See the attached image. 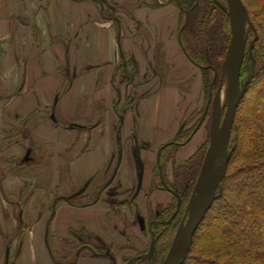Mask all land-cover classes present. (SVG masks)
<instances>
[{
	"label": "crops",
	"instance_id": "crops-1",
	"mask_svg": "<svg viewBox=\"0 0 264 264\" xmlns=\"http://www.w3.org/2000/svg\"><path fill=\"white\" fill-rule=\"evenodd\" d=\"M179 32L174 1L0 0V264L15 215L25 227L11 264H58L48 238L90 235L117 262L145 249L152 206L174 200L152 189L160 148L204 105Z\"/></svg>",
	"mask_w": 264,
	"mask_h": 264
},
{
	"label": "trees",
	"instance_id": "trees-1",
	"mask_svg": "<svg viewBox=\"0 0 264 264\" xmlns=\"http://www.w3.org/2000/svg\"><path fill=\"white\" fill-rule=\"evenodd\" d=\"M242 1L248 7L258 37L253 46V58L247 54L242 63L241 79L244 82L252 70L254 74L238 108L226 173L218 186L217 198L200 224L183 264H224L221 261L264 264V0ZM177 5L181 9L180 42L190 61L202 70L206 105L210 89L215 91L219 86V74L229 50L228 13L216 0H177ZM210 110L212 112V105ZM185 125L186 122L177 133L176 143L163 146L159 166L154 171L152 189L170 188L182 198L179 209L174 196L165 212L158 215L155 222H150L152 241L159 250L155 261L175 237L178 220L195 193L202 166L196 152L183 164L173 167V180H169L167 163L174 161L179 147L191 140L194 131L183 134ZM243 133L244 139H241ZM237 182L247 187H238ZM156 222L161 226L156 228ZM83 248L91 250V245ZM75 261L76 258L72 262ZM132 264H148V261L138 259Z\"/></svg>",
	"mask_w": 264,
	"mask_h": 264
},
{
	"label": "water",
	"instance_id": "water-1",
	"mask_svg": "<svg viewBox=\"0 0 264 264\" xmlns=\"http://www.w3.org/2000/svg\"><path fill=\"white\" fill-rule=\"evenodd\" d=\"M216 3L223 8L225 11H227L229 20H230V27H231V39H230V45L227 55V60L230 61V70H231V92L230 97L228 100V103L226 105V110L224 113V118L222 120L221 126L217 133H211L210 136V142L209 146L207 148L200 174L198 177L195 193L191 199L190 205L193 203V210L191 211V206H188V220L186 222V228L182 232L183 226L179 228L177 231L172 244L170 246V249L165 257V259L160 264H183L185 262V259L187 257L189 248L192 244L193 238L196 234V231L198 230L200 224L206 217L208 211L210 210L211 206L213 205L214 201L217 198V190L218 186L222 180V178L225 176L227 163L229 160V142L232 136V131L237 115L238 108L240 106V103L246 93V90L248 88V85L251 82L252 76L250 75L244 82L241 79V69H242V56H240V43L241 40H244L245 45V37L241 36L240 32V19L242 15V11L244 10L246 12L244 3L242 0H227V4H223L221 1L216 0ZM226 67V65H225ZM226 75V68L224 69V72L222 74L219 86L216 91V95H218L223 87V82L225 80ZM214 100V108L217 104L216 97L214 99V92L213 88L210 89L209 92V98L207 102V108L194 129L192 136L200 129L202 126L210 105L212 104ZM214 113V111H213ZM174 143V141L169 142ZM168 143V144H169ZM225 150V160L222 167L221 172L216 176L215 179L212 180L211 173L213 169L214 162L216 160V157L218 155L219 150L222 148ZM161 153V150L159 151ZM29 152H27L26 159H29ZM161 176H163V170L161 168ZM165 186H167V183L164 181ZM169 191H171L170 188H167ZM178 199V209L182 205V198L181 196L171 191ZM190 212V214H189ZM140 223L142 226H144V219L140 218ZM10 247H7L6 249V263L9 264V258H10ZM155 252V243L152 242L149 248V251L147 254L143 256H137L131 258L127 264H131L133 261L140 259L142 257L147 258L149 261L152 260Z\"/></svg>",
	"mask_w": 264,
	"mask_h": 264
},
{
	"label": "rangeland",
	"instance_id": "rangeland-1",
	"mask_svg": "<svg viewBox=\"0 0 264 264\" xmlns=\"http://www.w3.org/2000/svg\"><path fill=\"white\" fill-rule=\"evenodd\" d=\"M161 1L165 2L164 0H161ZM174 2L177 3V0H174ZM222 2H223V4H227V0H222ZM244 6H245V9H246V12H245V32H244L245 45H244L242 61H244V59H245L247 54L250 55L251 58H253V46L255 44V40L258 37V34L256 32V29H255V26H254L253 21H252V19L250 17L248 7L246 5H244ZM180 14H181V9H180ZM230 30H231V27H230ZM227 55H228V53H227ZM227 55H226V58L224 60L223 66H222V71L219 74L218 84H219V82L221 80V77H222V74L224 72V69L227 67V62H226ZM225 65H226V67H225ZM200 71H201V69H200ZM253 74H254V70H252L250 75H253ZM202 77H203V74H202ZM216 91L217 90L213 91L214 92V99L216 97V101L220 100V102L222 104L221 105L220 114H219L218 123L217 124L214 123V120L211 119V115H212L211 113H213V110H214V100H213V102L211 104L212 105V112H211V110L209 108L208 114H207L202 126L197 131V133L195 134V136L192 138V140L189 143H187L188 145L185 144V145H182V146L179 147V149L181 151L185 152L184 155H183L185 157V159L188 158L186 156H188L189 153H191V155H193L196 152H198L196 156H198L200 158V160H202V163H203L207 148L209 146L208 144L210 142L211 133L212 132L213 133H217L219 128H220V126H221L222 120L224 118V113H225V110H226V105L228 103V100H229V97H230V92H231V81H229V79L226 77V75H225V80L223 82V87H222L221 92L218 95H216ZM205 100L206 99L204 98V105H205ZM204 105H203V107H201V109H199L196 112L195 115L190 116L188 118V120H186V125L184 127L183 134L188 133L189 130H192V129L196 128L195 125L196 126L198 125V123L200 122V120H201V118H202V116H203V114H204V112H205V110L207 108V104L205 106ZM211 105H210V107H211ZM236 117H237V115H236ZM235 121H236V119H235ZM242 135H241V139H244V133ZM175 139L176 138H174V141L176 142ZM229 153H230V148H229ZM225 155H226L225 154V150L223 149V151L220 154V156L215 160L214 165H213V169H212V173H211L212 180L215 179L216 176L221 172L223 164H224V160H225ZM166 172H167L168 177L173 180V168H172L171 161H169L167 163ZM239 183L240 182H237V186L238 187L239 186L241 188L243 186L247 187V185H241V183L239 185ZM85 189L86 188H83L82 191L80 189L75 194L78 195L80 192H83ZM99 193H100V190H98L96 192V194H99ZM192 197H191V199H192ZM244 197L246 198L247 196H244ZM191 199H190L188 205L184 208L183 214L180 216V218L178 220V228L176 230V233L179 230V228L181 226H184V224L188 220V217H189V215H188V206L190 205ZM168 206H170V204ZM168 206L164 207L162 205H158V206H155L154 208L152 206V210H150L151 212H150V215H149V219H146V222L148 220V224H147L148 228L150 227V222L151 221L155 222V219L158 218L157 216L158 215H162L165 212V210L168 208ZM190 212H189V214H190ZM173 215H175V214H173ZM10 218H11L10 222L6 223V226H5L6 228H4L6 230H3V228H2V231H4V232L6 231V237H7L8 241H9V243H13L14 250H11V252H10L11 253L10 254V260H9L10 263H13V262H16L15 260L18 258L19 254H20V242L23 239L22 236L24 234V227L25 226H23V224H21L20 218H18V217L16 218V215L15 216H11ZM162 218L163 217L161 216L160 219H162ZM2 225L4 226V223H2ZM154 225H155L156 228H158L159 223L156 222V223H154ZM159 226H161V223H160ZM149 231H150V238L148 240V244L146 245L145 249L141 252V254H140L141 256H143V255L148 253L150 245H151L152 242L155 243V241H152V235H151L150 228H149ZM176 233H175V235H176ZM193 240H194V238H193ZM9 243H8V246H11V245H9ZM48 244H49L52 256L54 257L55 262L58 263V264H64V263H67V262L70 263V261H74L75 258L77 259L79 252H81V253H79L80 255L82 254L83 256H88V257H92V258L96 257V256H99V255L96 254V253H98L105 260L103 262L104 264H127L129 259H130V257H124L123 256L122 257L123 260H120V262L114 261L113 259L115 258V260H116V258H117V255H116V252H115V250H116L115 245L114 244L113 245L112 244H108V243H106L104 241H99L95 237H90V235H87V236H85L84 238H81V239H77V238H72V239L70 238L69 239V238H67V239H61V241H56V239H49L48 238ZM87 244L91 245V250L83 248V246L87 245ZM171 244H172V242H171ZM171 244H170V246H171ZM170 246L168 247L166 252L159 257V260L155 261V257H156V255L158 254V251H159L158 250V246L155 243V252H154V256H153L152 260L149 261L145 257H142L140 259H146L148 261V264H160L165 259L166 255H167V253H168V251L170 249ZM221 262L226 264L223 261H221Z\"/></svg>",
	"mask_w": 264,
	"mask_h": 264
},
{
	"label": "bare ground",
	"instance_id": "bare-ground-1",
	"mask_svg": "<svg viewBox=\"0 0 264 264\" xmlns=\"http://www.w3.org/2000/svg\"><path fill=\"white\" fill-rule=\"evenodd\" d=\"M240 32H241V36H244V32H245V11L243 10L242 11V15H241V19H240ZM243 51H244V40L242 39L241 40V43H240V56L243 55ZM226 77L229 79V81H231V70H230V61L228 60L227 62V67H226ZM220 103V100L217 101V106L218 104ZM219 110V107H217V110L216 112H218ZM223 146L222 148L219 150L218 152V155L216 157V159L220 156V154L222 153L223 151ZM193 203L194 201H192V204H191V212L193 210ZM186 228V223L184 224L183 228H182V232L185 230Z\"/></svg>",
	"mask_w": 264,
	"mask_h": 264
}]
</instances>
